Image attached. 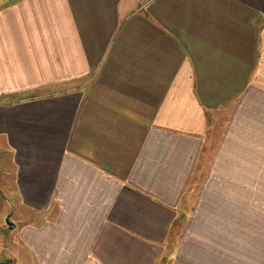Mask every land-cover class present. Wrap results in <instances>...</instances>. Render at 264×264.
<instances>
[{
  "label": "crops",
  "instance_id": "1",
  "mask_svg": "<svg viewBox=\"0 0 264 264\" xmlns=\"http://www.w3.org/2000/svg\"><path fill=\"white\" fill-rule=\"evenodd\" d=\"M243 143L264 0H0L2 263L264 264Z\"/></svg>",
  "mask_w": 264,
  "mask_h": 264
},
{
  "label": "rangeland",
  "instance_id": "2",
  "mask_svg": "<svg viewBox=\"0 0 264 264\" xmlns=\"http://www.w3.org/2000/svg\"><path fill=\"white\" fill-rule=\"evenodd\" d=\"M245 146H247L248 149L244 151ZM234 148L235 154L242 153L251 156L247 159H233V166L243 168L247 166L249 168V174L234 175V178L238 181L264 183V157H262V155H264V144H234ZM231 152H233V150ZM8 223L7 225L10 226L11 222Z\"/></svg>",
  "mask_w": 264,
  "mask_h": 264
},
{
  "label": "built area",
  "instance_id": "3",
  "mask_svg": "<svg viewBox=\"0 0 264 264\" xmlns=\"http://www.w3.org/2000/svg\"><path fill=\"white\" fill-rule=\"evenodd\" d=\"M0 264H15V263H12V262L2 263V262L0 261Z\"/></svg>",
  "mask_w": 264,
  "mask_h": 264
},
{
  "label": "water",
  "instance_id": "4",
  "mask_svg": "<svg viewBox=\"0 0 264 264\" xmlns=\"http://www.w3.org/2000/svg\"><path fill=\"white\" fill-rule=\"evenodd\" d=\"M7 223H8V220H7ZM9 224V223H8Z\"/></svg>",
  "mask_w": 264,
  "mask_h": 264
}]
</instances>
